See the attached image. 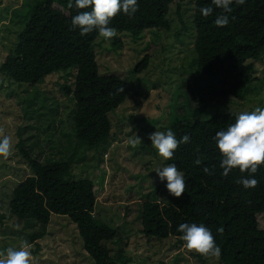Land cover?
<instances>
[{
    "label": "trees",
    "instance_id": "1",
    "mask_svg": "<svg viewBox=\"0 0 264 264\" xmlns=\"http://www.w3.org/2000/svg\"><path fill=\"white\" fill-rule=\"evenodd\" d=\"M186 2L191 4L195 70L180 80L174 95H180L185 105L193 104L196 109L209 104L222 105L228 96L240 100L253 79V62L264 49V0H245L243 5L233 3L232 11L226 13L229 22L225 27L215 25L222 10L211 5V0H137L138 11L134 16L120 13L109 26L134 39L147 29L168 30L171 9L179 15ZM69 3L74 5V0H29L15 43L0 62V81L7 78L15 84L35 85L53 73H69L71 83L64 82L60 90L70 94L74 102L75 137L88 146H96L111 137L107 114L124 100L132 86L130 80L146 67L148 54L127 75L100 73L91 46L98 31L82 36L79 29L69 30L71 18L78 11L90 9L77 10L70 8ZM206 6H212L213 13L203 17L200 9ZM12 11L18 15L21 8ZM185 30L186 26L182 25L175 35ZM119 43L118 38L110 42L112 46ZM187 115L171 113V121L162 125L163 131L171 129L177 140L185 134L189 136V142L175 150L173 159L165 161L183 172L185 193L179 198L169 194L166 203L142 201V234L158 239L171 236L176 245L183 246L179 225L203 224L211 230L221 249L220 263L264 264V228L257 227L255 218L257 213L264 214V165L251 175L233 169L228 176H222L221 156L213 137L233 124L237 116L214 113L198 119ZM24 122L23 131L32 120ZM32 134V130L25 136L19 134L16 142L29 174L10 191L7 201L10 215L24 226L32 221L46 225L51 213L66 215L75 224L82 248L92 264L124 263L125 258H114L104 244L115 238L117 228L92 214L96 200L92 180L69 178L70 165L66 161L38 159V154L34 155L27 147L30 143L26 139ZM198 157L202 161L200 165L194 164ZM205 167L208 173L204 172ZM241 178H255L258 184L245 189L237 183Z\"/></svg>",
    "mask_w": 264,
    "mask_h": 264
},
{
    "label": "rangeland",
    "instance_id": "2",
    "mask_svg": "<svg viewBox=\"0 0 264 264\" xmlns=\"http://www.w3.org/2000/svg\"><path fill=\"white\" fill-rule=\"evenodd\" d=\"M28 5L29 0H0V62L15 43ZM15 7L21 8L18 15L12 11ZM190 9L187 2L179 15L172 8L168 30L147 29L135 39L117 32L114 40L118 38L120 43L113 46V38L106 42L99 35L91 42L100 73L127 75L148 54L146 67L130 80L132 86L124 100L108 112L111 137L99 145L88 146L75 137L74 102L70 94L60 90L64 82L71 83L69 73H53L35 85L15 84L7 78L0 81V129L12 142L11 155L0 157V252L9 247L18 249L27 241L31 264H92L75 224L66 215L51 213L46 225L32 221L24 226L8 212L11 189L29 174L16 149L18 135L32 130L27 147L38 159L66 161L69 178L92 180L96 199L92 214L117 228L115 238L104 242L111 256L125 258L117 264H222L215 257L187 252L184 246L176 245L174 237H145L140 228L141 202L166 203L169 198L166 181H160L154 172L167 164L151 146L149 134L163 131L171 113L206 119L214 113L238 116L258 107L264 109V49L253 62V79L240 100L228 96L222 105L196 109L174 95L180 80L195 70ZM182 25L186 30L176 36ZM30 120L23 131L24 121ZM136 135L142 143L132 147L129 141ZM255 218L257 227L264 228V214L257 213Z\"/></svg>",
    "mask_w": 264,
    "mask_h": 264
},
{
    "label": "clouds",
    "instance_id": "3",
    "mask_svg": "<svg viewBox=\"0 0 264 264\" xmlns=\"http://www.w3.org/2000/svg\"><path fill=\"white\" fill-rule=\"evenodd\" d=\"M233 3L243 5L245 0H211V5L222 10L214 21L217 27L227 26L229 17L226 13L232 11ZM68 6L77 10L90 9V11H78V14L71 18L69 30L79 29L82 36L96 30L106 42L117 36V30L109 26L113 18L120 13L131 18L138 11L137 0H74V5L69 3ZM200 11L203 17H208L212 15L213 7H202ZM119 90L123 91V88ZM147 138L158 156L165 161L173 159L175 150L180 144L189 142L187 134L177 140L171 129L166 132L155 130ZM213 139L221 156L222 176H228L233 169H239L240 173L247 172L249 175L256 173L258 168L264 165V109L258 107L254 111L239 114L233 124L226 130L217 131ZM129 143L132 147H136L142 143V140L136 135V138ZM11 151V137L4 135L3 130L0 129V157L7 159ZM201 162L199 157L194 160L196 165H200ZM203 170L205 173L209 172L207 167ZM154 172L160 181H166L165 187L171 196L179 198L185 193L184 174L175 164L156 168ZM237 183L249 189L255 188L258 181L255 178H241ZM177 230L182 233L179 238L184 242L183 246L187 252L217 259L221 255V249L216 245L211 230L203 224L183 223ZM30 248L27 241L22 242L18 249L7 248L4 252H0V264H31Z\"/></svg>",
    "mask_w": 264,
    "mask_h": 264
}]
</instances>
